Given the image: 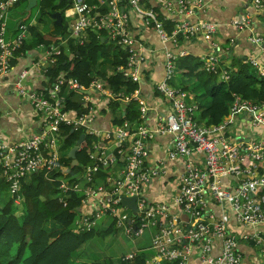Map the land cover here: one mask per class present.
I'll return each mask as SVG.
<instances>
[{
	"label": "built area",
	"instance_id": "obj_1",
	"mask_svg": "<svg viewBox=\"0 0 264 264\" xmlns=\"http://www.w3.org/2000/svg\"><path fill=\"white\" fill-rule=\"evenodd\" d=\"M251 1L255 8H264V0ZM17 2L0 0V34L5 28L2 20ZM68 7L65 18L70 36L82 44L86 33L93 31L123 49L126 64L118 71L138 88L121 101L96 82L83 88L77 81L61 77L45 96L23 85L30 69L23 71L10 86L19 97L30 100L40 128L13 146L0 142V177L7 183L10 196H16L14 202H20L22 180L34 173L61 170V152L51 150L57 142L62 148L59 127L82 128L94 138L90 162L75 177L77 182L71 188L59 177L63 194L75 192L82 196L74 233L91 232L107 219V228L112 226L133 240L146 231L151 239L149 247H134L111 264H130L148 250L153 256L145 264H186L197 251L200 264H242L238 241L252 245L264 256V103L234 94L221 124L198 125L196 104L188 103V94L171 85L176 59L187 54L183 50L175 53L170 47L164 49L165 74L156 86L169 112L149 126L150 108L139 95L141 74L155 52L139 40L138 30L152 31L162 45L173 48L199 36L211 43L217 24L196 18L206 12L207 4L203 0H70ZM167 22L172 24L170 32L165 28ZM231 25L238 31H251V17L242 15ZM27 33V28L21 26L17 37L9 42L0 36V78L12 70L13 53ZM249 42L255 54L244 62L264 77V36L252 34ZM58 53L55 49L54 55ZM201 62L203 71L217 75L223 82L229 80V72L220 68L218 56L207 55ZM62 89L84 94L76 103L85 108L89 105L87 113L66 111ZM117 99L135 103L139 111L137 124H112L108 101ZM98 107L107 111L109 118L102 131L89 128L99 113ZM156 136H170V141L165 156L151 161L149 143ZM97 172H106V176L95 181ZM162 176L172 177L168 179L170 198L152 199L147 188ZM131 197L136 199L135 214L121 204L122 198ZM228 214L239 229L234 225L238 238L229 229ZM216 250L217 255L212 256Z\"/></svg>",
	"mask_w": 264,
	"mask_h": 264
},
{
	"label": "trees",
	"instance_id": "obj_2",
	"mask_svg": "<svg viewBox=\"0 0 264 264\" xmlns=\"http://www.w3.org/2000/svg\"><path fill=\"white\" fill-rule=\"evenodd\" d=\"M23 3L27 7L28 0H18L10 10ZM35 7L41 14L46 13L49 16L60 12L62 26L54 25L52 20V28L49 34L45 35L35 26L19 21L16 30H13V39L19 34L20 27L25 26L29 40L24 39L21 47L13 53L11 67L14 68L17 59L31 51L43 48L48 51L50 56L45 76L51 86L43 91L45 96L49 95L52 85L61 77L66 80H75L83 88H88L92 82H96L114 96L119 93L129 96L138 88L135 83L125 78L121 71H118V68H123L126 64L127 55L123 49L108 41L104 43L101 35L93 31L86 33V39L82 44L77 43L73 38L66 37L68 25L64 15L69 7L65 0L61 2L38 0ZM155 9L158 11V8ZM6 16L2 20L5 28L0 36L5 42H9L13 39L9 40L6 37L9 32ZM165 28L170 32L172 24L167 22ZM55 49L59 52L57 55H54ZM201 67V60L194 56L177 58L175 61L177 77L172 83L174 88L194 94L193 99L197 102L195 103L197 106L195 121L198 125L221 124L228 114L234 94L241 96L244 100L264 103V77L258 75L256 70L243 60H238L234 56L230 57V66L225 68L230 78L226 82L219 80L215 74L203 71ZM182 79L184 81H181ZM190 79L193 83L191 81V84H187ZM3 81L4 77L0 78V83ZM72 95L71 91L62 89L61 96L65 97V110L86 114L89 105L85 108L82 103L72 101ZM206 99L209 102L203 105ZM108 106L113 125L123 126V123L127 122L134 126L139 122V111L135 103L126 104L117 99L108 101ZM82 134L85 137L78 144ZM58 136L61 139L62 150L67 153L73 146L78 145L76 167L70 169V159L61 157L60 171L51 174L42 171L22 180L19 204L14 202L16 196H10L7 183L0 177V264H74L77 251L97 233L96 230L83 234L74 233L73 226L80 215L82 196L75 192L63 194L59 190L60 176L67 181L69 188L76 184L75 177L90 162L89 155L93 152L94 138L79 129L75 130L73 127L62 125L59 127ZM104 176L106 172H97L95 181ZM113 231L110 226L102 233L108 235ZM146 259L147 255L142 253L130 264H145ZM80 264H86V262Z\"/></svg>",
	"mask_w": 264,
	"mask_h": 264
},
{
	"label": "crops",
	"instance_id": "obj_3",
	"mask_svg": "<svg viewBox=\"0 0 264 264\" xmlns=\"http://www.w3.org/2000/svg\"><path fill=\"white\" fill-rule=\"evenodd\" d=\"M206 4V12L199 13L196 18L213 21L217 24V32L213 35L211 43H207L202 37H197L188 42H182L177 48H173L170 44L162 45L152 31L138 30L139 40L154 49V56L150 60L144 72L141 74L139 83V95L145 100L150 110L147 113V124L153 126L157 117H164L169 112V105L166 100L156 91V86L162 81L165 74L164 69V49H170L173 52L185 51L187 55L194 56L202 60L207 55L214 54L219 57L220 68L225 69L230 66V57L234 56L238 60L245 61L249 56L255 54V48L249 42L252 34L264 36V8L257 9L251 0H203ZM249 15L251 17V31H238L232 25L231 21L242 16ZM6 34L9 40L14 37V31L8 30ZM16 35V34H15ZM230 56V57H229ZM48 65V53L43 50L31 51L27 55L17 59L12 71L4 78L0 85V142L9 146L23 142L39 131L40 121L33 112L31 102L27 98H21L10 84L18 80L19 75L29 70V77L23 81V85L34 91H45L51 86L49 80L45 76V68ZM181 81H184L183 79ZM192 79L187 81L191 84ZM193 83V81H192ZM188 94V93H187ZM125 97L122 93L116 95L122 101ZM188 103L195 102L194 94H188ZM76 100V101H75ZM74 102H80L82 99H75ZM209 102L208 99L203 101V105ZM99 113L89 128L96 130H105L107 128L108 116L107 111H102L98 107ZM204 126V123L199 124ZM83 132L84 129H79ZM170 136H156L150 143V160L155 158H163L168 148ZM54 152L59 151L58 146L51 149ZM57 150V151H56ZM61 157L67 158V152L61 151ZM168 179L172 177L162 176L155 179L147 188L149 196L152 199L165 200L170 198L168 191ZM164 193H161V191ZM148 196V193H147ZM6 199V198H4ZM213 212L217 211L213 207ZM182 217V216H181ZM184 217L181 219L183 220ZM232 220V216L228 214V226L230 231L239 237L238 227ZM139 246L149 247L144 243ZM137 248V246H136ZM133 249V248H132ZM131 249V250H132ZM238 249L242 254V264H264V256L257 248L250 244L238 241ZM218 251H213L212 256H216ZM145 254L153 256L152 251H146ZM199 251L189 257L186 264H200Z\"/></svg>",
	"mask_w": 264,
	"mask_h": 264
},
{
	"label": "rangeland",
	"instance_id": "obj_4",
	"mask_svg": "<svg viewBox=\"0 0 264 264\" xmlns=\"http://www.w3.org/2000/svg\"><path fill=\"white\" fill-rule=\"evenodd\" d=\"M38 1V0H37ZM65 16V15H64ZM7 28L8 30H16V25L19 21H24L26 24L35 26L39 32L42 34H49L52 28V19L46 13L41 14L37 7L31 8V10H26V5L20 4L13 10H10L6 16ZM66 24L69 26V21L66 20ZM67 38H72L68 33ZM28 33L26 34L25 41H28ZM174 78L171 82H174ZM84 94L75 93L71 96L72 100L83 99ZM76 101V100H75ZM59 152L62 151L60 142H57ZM109 220L103 219L99 222L98 227L95 229L97 233L95 236L87 241L81 246L77 251V258L74 260V264H80L81 262H86V264H97L104 262L105 264H111V260L116 261L121 255L128 253L132 248H144L139 246L141 243L150 245V235L149 232H145L140 238L133 240L132 238L126 236L121 231L114 230L108 235H104L102 232L107 229ZM147 248V247H146ZM150 251V250H148ZM147 255V254H146ZM147 258L150 256L147 255ZM113 261V262H114Z\"/></svg>",
	"mask_w": 264,
	"mask_h": 264
},
{
	"label": "water",
	"instance_id": "obj_5",
	"mask_svg": "<svg viewBox=\"0 0 264 264\" xmlns=\"http://www.w3.org/2000/svg\"><path fill=\"white\" fill-rule=\"evenodd\" d=\"M63 0H59V2H61ZM67 3V6H69L70 1L69 0H65ZM37 3V0H28V4L26 7V10L29 11L31 8L35 7ZM50 18L53 20V24L54 25H58V26H62V17H61V13L57 12L55 14H51ZM104 43H107L106 40H104ZM85 135L82 134L79 138L78 144L82 142V140L84 139ZM78 145L73 146L67 153V157L68 159H70V169L74 168L78 165V161L76 159V152L78 151ZM135 197H131V198H122L121 200V204L123 207H127L128 209H130L133 214H135L136 211V207H135Z\"/></svg>",
	"mask_w": 264,
	"mask_h": 264
},
{
	"label": "clouds",
	"instance_id": "obj_6",
	"mask_svg": "<svg viewBox=\"0 0 264 264\" xmlns=\"http://www.w3.org/2000/svg\"><path fill=\"white\" fill-rule=\"evenodd\" d=\"M35 6H36V5H35ZM30 10H31V9H30ZM42 50L45 51V52H47V53H49V52L46 51L44 48H43ZM47 66H48V65H47ZM47 66H46V67H47ZM12 69H13V68H12ZM45 70H46V68H45ZM7 76H8V75H7ZM7 76H5V77H7ZM19 76H20V75H19ZM5 77H4V78H5ZM18 79H19V78H18ZM16 81H17V80H16ZM24 81H25V80H24ZM14 82H15V81H14ZM14 82H13V83H14ZM22 83H23V82H22ZM24 86H25V85H24ZM52 86H53V85H52ZM25 87H27V86H25ZM50 90H51V89H50ZM32 91H34V90H32ZM40 92L43 93V91H40ZM49 94H50V91H49ZM27 99H28V98H27ZM29 101H30V100H29ZM33 112H34V111H33ZM57 179H58V178H57Z\"/></svg>",
	"mask_w": 264,
	"mask_h": 264
}]
</instances>
